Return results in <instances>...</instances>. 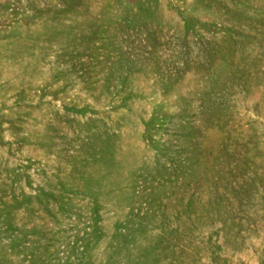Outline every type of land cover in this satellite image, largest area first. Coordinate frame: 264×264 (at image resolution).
I'll use <instances>...</instances> for the list:
<instances>
[{"label": "rangeland", "instance_id": "rangeland-1", "mask_svg": "<svg viewBox=\"0 0 264 264\" xmlns=\"http://www.w3.org/2000/svg\"><path fill=\"white\" fill-rule=\"evenodd\" d=\"M0 264H264V0H0Z\"/></svg>", "mask_w": 264, "mask_h": 264}]
</instances>
